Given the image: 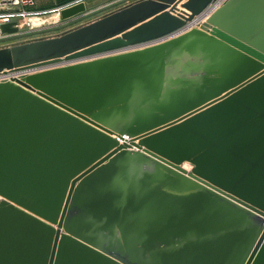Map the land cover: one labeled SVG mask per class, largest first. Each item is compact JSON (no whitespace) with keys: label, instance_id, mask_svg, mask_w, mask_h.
Returning <instances> with one entry per match:
<instances>
[{"label":"water","instance_id":"95a60500","mask_svg":"<svg viewBox=\"0 0 264 264\" xmlns=\"http://www.w3.org/2000/svg\"><path fill=\"white\" fill-rule=\"evenodd\" d=\"M218 1L0 47V264H264V0Z\"/></svg>","mask_w":264,"mask_h":264},{"label":"rangeland","instance_id":"374dc122","mask_svg":"<svg viewBox=\"0 0 264 264\" xmlns=\"http://www.w3.org/2000/svg\"><path fill=\"white\" fill-rule=\"evenodd\" d=\"M133 1L135 0H36L35 5L31 9L33 12L32 17H44L47 24L30 27V20L26 19L22 27L23 33L12 39L0 42V47L61 34ZM78 7L82 8V11L84 10L83 15L78 16V18L72 16L69 17L71 19H63V9Z\"/></svg>","mask_w":264,"mask_h":264},{"label":"built area","instance_id":"2783aa9c","mask_svg":"<svg viewBox=\"0 0 264 264\" xmlns=\"http://www.w3.org/2000/svg\"><path fill=\"white\" fill-rule=\"evenodd\" d=\"M221 1L222 0H219L218 2L210 5L208 11H212L220 4ZM34 5L35 0H0V42L12 39L23 33L22 27L26 19H31L30 17H32L33 13L31 9ZM13 21H16L14 26H18L20 28V31L16 33L4 32L2 29V25ZM183 167L190 170L191 165L189 163H184Z\"/></svg>","mask_w":264,"mask_h":264},{"label":"bare ground","instance_id":"6f19581e","mask_svg":"<svg viewBox=\"0 0 264 264\" xmlns=\"http://www.w3.org/2000/svg\"><path fill=\"white\" fill-rule=\"evenodd\" d=\"M73 12L68 11V12H66V15H70ZM44 24H47L46 19L44 17H31V19H30V26H32V27H36V26H40V25H44Z\"/></svg>","mask_w":264,"mask_h":264},{"label":"crops","instance_id":"0c3cea01","mask_svg":"<svg viewBox=\"0 0 264 264\" xmlns=\"http://www.w3.org/2000/svg\"><path fill=\"white\" fill-rule=\"evenodd\" d=\"M65 1H67V0H65ZM73 1H76V0H73ZM35 2H36V0H35Z\"/></svg>","mask_w":264,"mask_h":264}]
</instances>
